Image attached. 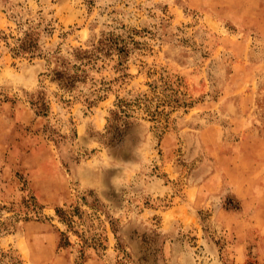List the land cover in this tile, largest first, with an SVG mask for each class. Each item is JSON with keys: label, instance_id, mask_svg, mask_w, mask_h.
Wrapping results in <instances>:
<instances>
[{"label": "rangeland", "instance_id": "obj_1", "mask_svg": "<svg viewBox=\"0 0 264 264\" xmlns=\"http://www.w3.org/2000/svg\"><path fill=\"white\" fill-rule=\"evenodd\" d=\"M0 264H264V0H0Z\"/></svg>", "mask_w": 264, "mask_h": 264}, {"label": "trees", "instance_id": "obj_2", "mask_svg": "<svg viewBox=\"0 0 264 264\" xmlns=\"http://www.w3.org/2000/svg\"><path fill=\"white\" fill-rule=\"evenodd\" d=\"M63 84L65 85V86H70L71 84H69V82H63Z\"/></svg>", "mask_w": 264, "mask_h": 264}]
</instances>
